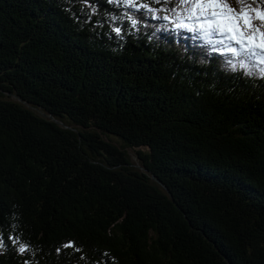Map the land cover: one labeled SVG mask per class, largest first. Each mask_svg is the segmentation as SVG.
<instances>
[{"label": "trees", "instance_id": "1", "mask_svg": "<svg viewBox=\"0 0 264 264\" xmlns=\"http://www.w3.org/2000/svg\"><path fill=\"white\" fill-rule=\"evenodd\" d=\"M206 12L0 0V264H264V62Z\"/></svg>", "mask_w": 264, "mask_h": 264}, {"label": "snow or ice", "instance_id": "2", "mask_svg": "<svg viewBox=\"0 0 264 264\" xmlns=\"http://www.w3.org/2000/svg\"><path fill=\"white\" fill-rule=\"evenodd\" d=\"M125 2L130 3L131 0H125ZM239 2L243 3V0H239ZM194 3L195 5L200 6L201 12L207 10L206 14L202 17L203 22L201 25V31L205 38H209L219 33L220 35L225 36V38L231 39L240 45L239 50L237 48H231L233 54H237L238 51H243L249 59L259 58L261 62H264V55L256 50L257 48L264 50V31L260 30L264 27V10H256L255 8H252L251 11L256 12V16L252 17L243 7L237 10L227 4V0H194ZM161 10L163 9H150V11ZM189 15H191V13H189ZM164 18L167 19L168 17ZM253 19H258L261 23L259 25L254 24ZM241 21H243V26H241ZM133 23L135 24L136 21L134 20ZM244 29L249 30L247 36H245ZM115 31L119 33L120 29L116 28ZM189 31H196V29L194 27H189ZM257 33H259L258 43ZM245 39L248 40L247 44L244 42ZM217 42L223 43L222 40ZM241 66H245L243 62ZM11 239L13 243L19 245V251L21 253L28 250L29 246L25 242L19 240L18 237H11ZM71 246H73L71 242L65 245V247ZM0 247H7L2 238H0ZM25 264H27V262H25Z\"/></svg>", "mask_w": 264, "mask_h": 264}, {"label": "rangeland", "instance_id": "3", "mask_svg": "<svg viewBox=\"0 0 264 264\" xmlns=\"http://www.w3.org/2000/svg\"><path fill=\"white\" fill-rule=\"evenodd\" d=\"M10 99L13 100V101H15V99H14L13 97H10ZM109 139H110V141L116 143V141H115L111 136L109 137ZM132 159H133V158H132ZM136 162H137V160L134 159V163H136ZM136 164H137V163H136Z\"/></svg>", "mask_w": 264, "mask_h": 264}]
</instances>
